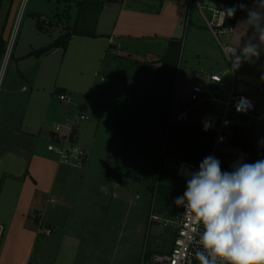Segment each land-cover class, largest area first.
<instances>
[{
    "label": "rangeland",
    "instance_id": "374dc122",
    "mask_svg": "<svg viewBox=\"0 0 264 264\" xmlns=\"http://www.w3.org/2000/svg\"><path fill=\"white\" fill-rule=\"evenodd\" d=\"M93 1L96 0H87L88 3ZM200 1L202 5H217L219 2ZM222 6L230 9L233 4L223 2ZM91 8L80 17L78 2L23 0L8 38L9 57L6 63L4 57L0 69L2 97L3 87L11 83L16 71L14 58L18 57L19 52L26 50L33 40L46 45L50 43V35L55 40L62 32L76 31L66 50L60 48L49 57L47 85H51L52 90L44 94L52 102L48 128L53 130V134L57 124L66 125L68 122L58 115V109L67 105V102H60L61 92L66 89L72 99L76 98L75 102L83 104L82 111L88 119L81 121L79 128L75 129L72 143L86 151L88 161L85 166L77 168H72V164L63 165L52 196L54 203L48 204L42 211L43 218L54 229L47 236L45 233L49 228L46 224L41 225L30 264H140L145 250L169 251L175 237V228L165 222L174 218L177 208L174 200L183 194L184 182L167 180V175H174L176 164L173 160L165 156L164 166H161V162L158 165L157 160L162 156L160 150L156 153V143L151 139L149 144H144L142 151L136 148L137 155L130 152V170L125 177L119 179L116 175L120 166L125 165L120 164L119 144L114 142L116 129L119 124H128L130 108L140 106L146 99L152 86V76L157 70L154 62L161 54L152 55L139 50L128 54L121 46H115L113 49L117 50L116 53L108 50L101 57L98 53L100 42L78 35L84 32L90 37L94 31L98 19L95 9ZM48 19L60 21L56 23L60 27L48 26ZM187 48L184 42L179 59L178 90L173 98L175 102L181 94L182 66L188 57ZM235 62L236 58L233 60ZM224 67L228 68L225 74L228 82L233 77V71L228 62L224 63ZM239 67H234V71L235 76L241 79ZM22 83H25V79ZM193 83L190 81L186 89L189 90ZM211 86L221 100L228 98L221 86ZM257 92L256 112L250 119L247 140L253 146L264 147V92ZM219 109L223 110L221 103ZM78 111L75 110L76 113ZM230 116L235 117V114L230 113ZM48 137L44 136L39 143L46 153L50 152L48 145L55 142ZM140 151L142 159H132L140 157ZM156 167L160 189L152 193L148 174ZM67 169H71L70 174L66 172ZM162 187L167 188V193ZM64 192V200H61ZM153 214L160 218L159 222L150 223ZM4 241L5 232L0 240V257L4 252Z\"/></svg>",
    "mask_w": 264,
    "mask_h": 264
},
{
    "label": "crops",
    "instance_id": "0c3cea01",
    "mask_svg": "<svg viewBox=\"0 0 264 264\" xmlns=\"http://www.w3.org/2000/svg\"><path fill=\"white\" fill-rule=\"evenodd\" d=\"M104 1L108 3H104L95 24L96 36L80 35L86 40L101 43L98 50L101 57L105 56L110 48L116 46L110 43L112 37L117 44H120L122 50L129 52L128 54L139 50L163 56L170 41L185 42L186 48L188 47V57L186 56L182 66L181 94L178 101H174V107L177 103V110L186 104L192 87L198 83L204 84L209 90V96L220 102L225 100L215 95L211 84L215 87L221 86L225 95L229 94L234 84L235 94H246L257 101L255 94L257 91L259 93L261 77L264 74V52L259 58L249 59L244 55L239 56L241 79L236 75L227 82L225 74L228 68L224 67L227 61L219 49L217 39L208 29L198 5L191 4L192 0ZM218 1V6L208 3L204 6L228 10L223 8L222 3H232L228 0ZM22 2L23 0H0V38L2 36L6 42V49H8V38L14 29ZM254 3L255 0H248L245 8L238 10L234 29L223 36L224 42L240 50H243L247 42L260 46V35L264 33V19L248 21L247 14ZM46 22L49 23L48 26L60 27L56 24L60 21L53 22L52 19H48ZM43 33H45L44 30ZM50 36L49 44L60 35L55 40L52 35ZM35 41L33 40L35 44L30 43L26 50L19 52L18 57L14 58L17 67L12 81L3 87L2 97L0 91V160L11 157L9 163L11 169L19 172V175L4 174L0 184V225L5 230L4 252L0 257V264H30L32 250L38 240L41 225L46 224V227L49 225V229L53 232V225L43 218L42 211H45L48 204L54 203L52 196L65 164L60 162L56 154L46 153L39 146L40 139L44 136H49V140L54 137L53 130L48 128L52 102L44 93L48 90L51 93L52 90V86L47 85L50 69L48 59L60 48L38 57L31 53L49 44L43 45ZM116 51L113 49L112 53ZM4 57L5 55H0V69ZM211 74L222 76L223 81H211L209 77ZM24 79L25 83H22ZM190 81L194 83L187 90ZM225 82L228 84L224 87ZM176 89L178 90V84ZM61 94L67 96L66 100H60V102H67V105L58 109V115L63 117L64 121L74 118L77 113H83V104L75 102L76 98L72 99L66 89ZM76 109L79 110L77 113ZM63 126L66 133L68 131L66 125ZM87 161L88 154L84 166ZM71 166L77 168V166ZM70 170L67 169L66 172L70 174ZM104 191L107 192V189ZM64 194L65 192L60 196L61 200H64ZM39 217L40 223L37 224L36 219Z\"/></svg>",
    "mask_w": 264,
    "mask_h": 264
},
{
    "label": "built area",
    "instance_id": "2783aa9c",
    "mask_svg": "<svg viewBox=\"0 0 264 264\" xmlns=\"http://www.w3.org/2000/svg\"><path fill=\"white\" fill-rule=\"evenodd\" d=\"M233 3L236 9L233 15L234 20L241 5H246L248 0H228ZM200 9L204 21L215 36L218 42L219 49L231 67L233 76L235 77L234 63L235 57L243 56V51L226 43L222 40L223 36L231 33L234 26H226L227 17L225 16L226 10L214 8L211 6H204L200 0H192ZM208 12V13H207ZM112 45L120 47L112 37L110 39ZM9 57L8 49L5 54V62ZM264 76V74H263ZM210 80L214 82H222L223 77L211 74ZM259 92H264V79H262ZM61 101L67 99L65 94L59 96ZM219 103L223 105V110L219 109ZM257 107V101L246 94H235L234 84L228 94V98L220 102L216 98L209 96V90L204 84L198 83L192 87L188 96L186 104L179 110L175 109L174 101L170 109L169 120L178 121L179 123H189L193 118H198V125L204 133H209L214 136V141L209 155H214L221 162V168L224 171H230L232 165L239 159L244 162L252 163L259 159H264L262 155L253 152L250 149L248 142V135L250 129V119L254 117ZM230 113H234L235 117H231ZM88 116L79 113L74 118L68 120L66 123L67 132H64V126L57 124L54 128V137L52 144L48 145V150L56 154L61 163L72 164L77 167H83L87 158L85 150L80 149L72 143L73 131L79 127L81 121L87 120ZM166 144V139H165ZM164 144V147H165ZM165 148L163 149V156L161 166L165 164ZM208 155V156H209ZM169 158V157H168ZM73 159V162H72ZM171 159V158H170ZM176 164L173 176H166L174 178L175 180L184 182L182 193L186 188V180L181 174V166L190 167L192 170H197L199 165L193 164L185 160L172 159ZM160 177L157 180V185ZM184 209L177 207L176 212L173 214L172 220H166L165 224L175 228V237L173 240L172 248L166 252H153L145 250L142 254L140 264H199L197 259V252L203 251L199 245V234L203 231L202 227L197 228V225L191 219H185L182 216ZM160 218L152 215L151 222H159ZM169 221H172L169 223ZM4 228L0 225V240L4 234ZM50 229L45 233L47 236L51 235ZM207 255V253H205ZM211 260V257H208ZM217 264H221L218 260Z\"/></svg>",
    "mask_w": 264,
    "mask_h": 264
},
{
    "label": "clouds",
    "instance_id": "9594fccd",
    "mask_svg": "<svg viewBox=\"0 0 264 264\" xmlns=\"http://www.w3.org/2000/svg\"><path fill=\"white\" fill-rule=\"evenodd\" d=\"M235 11L224 13L232 16ZM247 14L248 21L264 19V0H255ZM260 41L259 47L245 43L244 56L259 58L264 52V33ZM239 64L237 57L234 67ZM181 174L186 188L174 204L184 209L185 219L203 229L199 234L203 251L196 254L199 264H217L218 260L221 264H264V159L248 163L241 158L224 171L220 160L209 155L197 170L182 165Z\"/></svg>",
    "mask_w": 264,
    "mask_h": 264
},
{
    "label": "trees",
    "instance_id": "16d2710c",
    "mask_svg": "<svg viewBox=\"0 0 264 264\" xmlns=\"http://www.w3.org/2000/svg\"><path fill=\"white\" fill-rule=\"evenodd\" d=\"M104 3V0H96L90 3H88L87 0L79 1V16L81 17L84 15L85 10L92 7L91 9H95L97 14L96 19H98ZM96 22L97 20L95 21V24ZM234 25L235 20L233 15L228 16L226 26ZM74 33H76V31H74ZM74 33L67 31L66 33L61 34L54 42L32 52L31 55L39 57L43 54L50 53L57 48H63L66 50L69 40ZM78 35L87 34L79 32ZM95 36L96 34L94 30L93 33L90 34V37ZM113 48L114 47L109 50L111 51ZM181 48V41H170L166 53L154 62L156 63L155 66L157 70L152 76V86L148 89L146 99L140 106L131 107L128 114V124H119L116 129L117 134L114 136V142L119 144L121 158L120 164H125L124 166H120L118 174H116L119 179L122 176L125 177V174L130 170V165H128V161L131 160L130 152L133 151L134 154L137 155L136 148L139 147L142 151L145 147L144 144H149L151 139L156 143V153L160 150L161 156H163V149L165 148V156L175 160H185L196 165H199L200 162L210 153L214 136L201 131L198 125V116L193 118L189 123H179L178 121L169 120L170 109L173 103L174 94L177 90ZM6 51V42L1 36L0 55H5ZM120 132H123V134ZM151 148L152 147L150 146V149ZM250 149L264 157V147L250 145ZM141 151L140 157L136 156L132 159H142ZM161 160V157L158 158V165ZM157 167L150 170L148 174L151 179L149 190L152 193L158 192L160 189V183L157 185ZM162 189L167 193V188L162 187ZM177 194L179 193L176 192V196H178ZM36 220L37 224H39L40 217ZM47 227L50 228L49 225H47Z\"/></svg>",
    "mask_w": 264,
    "mask_h": 264
},
{
    "label": "water",
    "instance_id": "95a60500",
    "mask_svg": "<svg viewBox=\"0 0 264 264\" xmlns=\"http://www.w3.org/2000/svg\"><path fill=\"white\" fill-rule=\"evenodd\" d=\"M10 160H11V157H4L0 160V184L3 179L4 174L6 173L13 174V175H19V172L11 169L10 164H9ZM167 180L174 181V178L167 177Z\"/></svg>",
    "mask_w": 264,
    "mask_h": 264
}]
</instances>
